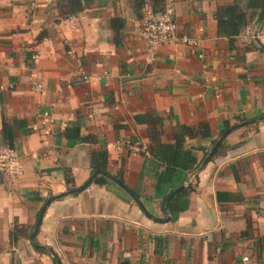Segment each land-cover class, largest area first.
<instances>
[{
    "label": "crops",
    "instance_id": "obj_1",
    "mask_svg": "<svg viewBox=\"0 0 264 264\" xmlns=\"http://www.w3.org/2000/svg\"><path fill=\"white\" fill-rule=\"evenodd\" d=\"M57 1L0 0V144L24 166L16 179L0 176V264H264V14L260 23L245 9L247 25L229 40L214 11L233 0H158L173 5L176 34L197 43L150 49L138 0H92L72 29ZM152 112L166 143L176 125L206 121L210 137L187 147L209 149L235 126L210 160L214 152L194 150L205 158L183 183L193 188L170 203L173 189L165 210L172 191L155 188L149 127L134 119ZM101 142L107 172L134 196L97 174L45 206L33 245L45 202L91 178ZM168 204L182 210L172 217Z\"/></svg>",
    "mask_w": 264,
    "mask_h": 264
},
{
    "label": "trees",
    "instance_id": "obj_2",
    "mask_svg": "<svg viewBox=\"0 0 264 264\" xmlns=\"http://www.w3.org/2000/svg\"><path fill=\"white\" fill-rule=\"evenodd\" d=\"M92 0H58L57 6L61 8V13L58 19L67 18L69 15L79 14L83 9L84 5L90 3ZM155 7L158 0H151ZM139 8H141V0H138ZM264 0H233L228 5H218L214 11V17L217 24V34L232 40L236 37L241 29L247 25L249 15L245 9L250 10L252 13L255 12L259 19L260 12L263 8ZM158 8V7H157ZM115 21H119V17L115 16L111 18V24ZM261 23V20H259ZM134 119L139 122H145L149 127V145L147 147L149 154L157 161L159 172L155 177V188L160 189L164 186L169 187V192L173 189L181 187L171 198L170 203L174 199H178L185 195L189 189L193 188L192 185L187 184L186 187H182L183 183L187 181L188 176L193 174L196 178V173L204 164V158L198 159L196 157V149H201L206 156L210 149L203 147H196L195 145L186 146V138H209L210 127L206 121L200 122L198 125H185L178 124L173 128V141L170 143L162 142L159 139L158 128L162 125V117L156 113H146L135 115ZM245 119H241L240 123H243ZM230 126L225 125L222 132L228 129ZM66 135H68L69 129L66 128ZM74 131L78 135V126L75 127ZM6 133V132H5ZM91 142H97L95 136H89ZM216 140H211L213 145ZM10 145V144H9ZM145 152L144 150L141 151ZM217 153V149L209 157L210 160L214 154ZM91 172L97 170H106L108 163V150L104 142L100 143V146L96 150H92L89 156ZM67 178V173L65 174ZM119 179L122 180L121 175ZM69 180V177L68 179ZM93 181L95 183H104L110 181L107 177L96 176ZM175 205V204H174ZM168 210L172 217H175L182 209L173 208L172 204H168ZM21 231V226H15L11 230V238L16 237L18 232ZM39 250L46 251V248H39Z\"/></svg>",
    "mask_w": 264,
    "mask_h": 264
},
{
    "label": "built area",
    "instance_id": "obj_3",
    "mask_svg": "<svg viewBox=\"0 0 264 264\" xmlns=\"http://www.w3.org/2000/svg\"><path fill=\"white\" fill-rule=\"evenodd\" d=\"M141 33L150 49L169 43H186L194 45L197 42L187 35L178 36L176 34L175 10L172 4H167L162 8L154 6L151 0H141ZM79 14L67 17L69 27L75 28L79 19ZM68 44V39H64ZM89 78L85 77L84 82ZM35 90L41 88L39 82L33 83ZM37 125H32V129L37 130ZM50 130V128H47ZM131 149L142 151L137 145H132ZM24 166L21 158L15 153L9 144H0V176L8 180H13L23 174ZM244 260L248 259L246 256ZM126 264H145L142 261H134Z\"/></svg>",
    "mask_w": 264,
    "mask_h": 264
},
{
    "label": "water",
    "instance_id": "obj_4",
    "mask_svg": "<svg viewBox=\"0 0 264 264\" xmlns=\"http://www.w3.org/2000/svg\"><path fill=\"white\" fill-rule=\"evenodd\" d=\"M263 14H264V5H263V8H262V10H261V12H260L259 20L262 19ZM234 128H235V126H231V127H229V128H228V129H227V130H226V131H225V132L219 137V139H218V140L216 141V143L213 145L212 149L209 151V153H208L207 157L205 158V160H207V158H208V157L214 152V150L216 149V147L218 146V144L221 142V140L224 138V136H225L229 131H231V130L234 129ZM82 141L85 142L86 139L83 138ZM97 174L108 177L110 180H112V181H114L115 183H117L118 185L122 186L124 189H126V191H128L132 196H134L133 193H132V191H131L130 189H128V188L122 183V181H120L117 177H115V176L109 174L107 171H104V170H97V171H95V172L92 174L91 178H90V179H89L84 185H82L81 187L76 188V189H74V190H69V191L64 192V193H60V194L53 195V196H51V197H49V198L47 199V201L45 202L44 206L42 207V209H41V211H40L39 217H38L37 220H36V223H35V225H34V227H33V229H32V232L30 233V241H31V243H32L33 245H35V246H37V247L39 246V245L36 243V241H35V239H34V236H35V234H36V232H37V230H38V227H39V225H40L41 216H42V213H43V210H44L45 206H46L50 201H52L53 199L59 198V197H61L62 195L66 194V193H72V192H76V191L78 192V191L83 190V189L86 188V186L92 181L93 177H94L95 175H97ZM182 187H184V185H183ZM174 192H175V191H172V193H170L169 195H167V196L164 198L163 205H162V208H163L164 210H165V205L167 204L169 197H170ZM135 200L137 201V203H138V205L141 207V209H142L147 215H149V214L144 210V208H143L142 204L140 203V201H139L138 199H135ZM149 216H150V215H149ZM54 257H55V256H54ZM57 261H58V260H57ZM58 264H59V262H58Z\"/></svg>",
    "mask_w": 264,
    "mask_h": 264
}]
</instances>
